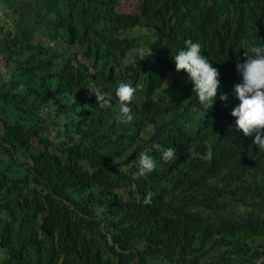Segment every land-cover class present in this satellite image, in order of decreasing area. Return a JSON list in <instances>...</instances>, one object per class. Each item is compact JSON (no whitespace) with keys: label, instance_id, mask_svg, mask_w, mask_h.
Here are the masks:
<instances>
[{"label":"trees","instance_id":"trees-1","mask_svg":"<svg viewBox=\"0 0 264 264\" xmlns=\"http://www.w3.org/2000/svg\"><path fill=\"white\" fill-rule=\"evenodd\" d=\"M129 1L0 0V264H264V152L230 115L264 0ZM185 40L219 71L204 114ZM121 82L139 85L127 125Z\"/></svg>","mask_w":264,"mask_h":264},{"label":"clouds","instance_id":"clouds-1","mask_svg":"<svg viewBox=\"0 0 264 264\" xmlns=\"http://www.w3.org/2000/svg\"><path fill=\"white\" fill-rule=\"evenodd\" d=\"M185 47L172 56L176 71L184 70L187 79L191 81V91L195 92L198 105L204 112L211 109L217 98V89L220 85L219 71L213 67L201 51V44L192 40L184 41ZM242 63H236L235 69L239 73L240 80L234 83L232 94L238 100L231 110L230 115L235 118V131L245 137L252 138V144L258 151L264 152V43L250 42ZM95 95L96 104L103 109L112 102V97L95 82L86 86ZM139 85L121 82L114 89V96L119 104V111L115 119L118 124L127 125L133 121L129 102ZM228 92H221L219 99L226 101ZM235 134V133H234ZM164 161L175 158L172 147L166 148L161 154ZM139 175L143 176L154 170L156 160L153 156L141 152L138 158ZM154 193L148 191L141 201L143 204H151Z\"/></svg>","mask_w":264,"mask_h":264},{"label":"rangeland","instance_id":"rangeland-1","mask_svg":"<svg viewBox=\"0 0 264 264\" xmlns=\"http://www.w3.org/2000/svg\"><path fill=\"white\" fill-rule=\"evenodd\" d=\"M132 4H133V0H130L126 5H125V10H132ZM7 11V9L4 10H0V22L4 25V26H11L13 24V21L11 20L10 17H7L4 12ZM140 54V52L138 53ZM141 56H143V53L141 52ZM152 263L157 264L159 261L158 260H153L151 259ZM161 263V262H159Z\"/></svg>","mask_w":264,"mask_h":264}]
</instances>
